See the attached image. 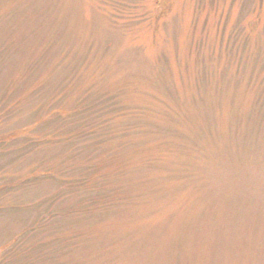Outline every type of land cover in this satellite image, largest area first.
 Instances as JSON below:
<instances>
[{
    "label": "rangeland",
    "instance_id": "374dc122",
    "mask_svg": "<svg viewBox=\"0 0 264 264\" xmlns=\"http://www.w3.org/2000/svg\"><path fill=\"white\" fill-rule=\"evenodd\" d=\"M0 264H264V0H0Z\"/></svg>",
    "mask_w": 264,
    "mask_h": 264
},
{
    "label": "trees",
    "instance_id": "16d2710c",
    "mask_svg": "<svg viewBox=\"0 0 264 264\" xmlns=\"http://www.w3.org/2000/svg\"><path fill=\"white\" fill-rule=\"evenodd\" d=\"M127 16H128L127 19H131V17L134 16V15H131V13H130Z\"/></svg>",
    "mask_w": 264,
    "mask_h": 264
}]
</instances>
